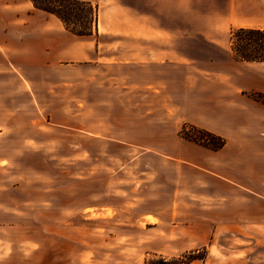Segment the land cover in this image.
Segmentation results:
<instances>
[{
    "label": "rangeland",
    "instance_id": "obj_1",
    "mask_svg": "<svg viewBox=\"0 0 264 264\" xmlns=\"http://www.w3.org/2000/svg\"><path fill=\"white\" fill-rule=\"evenodd\" d=\"M232 30L213 46L183 42L187 59L168 74L128 56L62 62L60 84L42 82L37 103L0 54V225L61 227L59 240L87 243L108 264H264V200L214 175L238 159L264 180L252 165L261 146L201 150L206 170L183 155L197 149L184 136L196 129L246 142L240 123L213 110L235 97L264 100V63L233 59ZM97 40L102 57L120 39ZM196 113L202 125L183 123Z\"/></svg>",
    "mask_w": 264,
    "mask_h": 264
},
{
    "label": "crops",
    "instance_id": "obj_2",
    "mask_svg": "<svg viewBox=\"0 0 264 264\" xmlns=\"http://www.w3.org/2000/svg\"><path fill=\"white\" fill-rule=\"evenodd\" d=\"M82 1L90 2L97 9L96 34L88 38L68 33L57 18L34 9L26 0H0L2 62L8 72L20 75L29 83L31 102L37 103L36 90L42 82H49L50 86L52 81V86H55L56 77L60 84V67L65 61L117 63V57L128 56V61L134 66L158 69L160 74H168V68L172 66L183 67L187 56L183 53L182 43L190 38L193 43L205 41L213 46L230 29H264V0ZM101 36L120 40L117 45L106 43L108 51L114 49L99 57L101 43L97 39ZM127 42L132 43L129 51L121 48ZM155 79L156 82L165 81L166 76L156 75ZM212 115L216 120L240 123L235 135L246 137V142L237 140L233 145L227 141L216 152L198 146L192 153L183 154L187 157L186 163L203 168L199 165L201 150L216 155L229 146L239 153L237 144L250 143L261 146L260 150L256 149L260 155L259 163L252 165L264 170V104L252 98L235 97L225 105L217 106ZM202 120L196 113V116L184 119L183 123L202 125ZM34 145L36 148L38 143L34 141ZM239 163L238 159H232L228 165L229 175H214L225 184L264 200L260 193L248 186L250 183L264 187L263 176L260 175L259 179L257 175H249L248 167L244 168ZM61 230L56 226L0 225V264H108L107 259L89 256L87 250L91 245L87 243L59 240L55 234Z\"/></svg>",
    "mask_w": 264,
    "mask_h": 264
},
{
    "label": "trees",
    "instance_id": "obj_3",
    "mask_svg": "<svg viewBox=\"0 0 264 264\" xmlns=\"http://www.w3.org/2000/svg\"><path fill=\"white\" fill-rule=\"evenodd\" d=\"M34 9L57 18L64 29L78 38L96 34L97 9L82 0H26ZM230 51L235 61L264 63V29L239 28L230 33ZM262 97V96H261ZM264 104V100H256ZM196 129V127H193ZM198 137L185 135V139L200 147L216 152L226 141L221 136L203 129H196Z\"/></svg>",
    "mask_w": 264,
    "mask_h": 264
}]
</instances>
